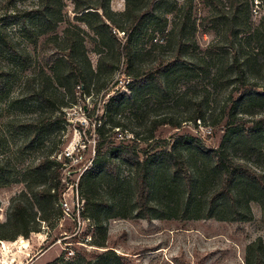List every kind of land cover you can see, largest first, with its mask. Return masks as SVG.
Returning a JSON list of instances; mask_svg holds the SVG:
<instances>
[{
  "label": "rangeland",
  "instance_id": "374dc122",
  "mask_svg": "<svg viewBox=\"0 0 264 264\" xmlns=\"http://www.w3.org/2000/svg\"><path fill=\"white\" fill-rule=\"evenodd\" d=\"M40 3L41 0H0V27L3 23L7 24L13 41L25 56L22 60L20 56L0 50L1 66L11 69L9 84L0 89V166L4 168L5 174L12 175L14 179L10 185L0 186V220L5 222L9 219L16 201H21L36 215L35 221L29 224L36 232L28 238L20 236L15 241H4L8 251L1 248L0 242V264H51L57 259L59 264L80 261L95 263L107 249L124 257V264H247L248 245L259 238L264 256L262 207L255 200L248 201L254 215L251 221L228 222L215 217L146 220L135 214L130 218H107L106 212L98 223L87 215L85 207L80 215L71 216L65 215L62 206L56 204L54 208H45L43 211L37 197L27 193L25 178L30 167H36L44 160L60 161L58 154L71 145L83 141L92 145L94 137L98 141L101 138L99 125L104 126L102 132L106 140L102 154L109 156L112 148L117 146L136 147L142 160L146 153L154 154L162 150L160 142L166 140L169 148H180L184 159L180 157L179 161L186 163L187 171L202 176L201 180L196 178L197 184L188 188L183 177L172 174L173 169L165 165L161 170V185L150 196L152 203L167 210L163 209V215L182 216L189 203H196L193 208L195 214H205L211 194L221 186L219 171L213 167L216 161L214 156L220 150L227 161L231 159L246 163L264 173V126L251 133V138L244 132L245 126L264 117V100L244 107L243 90L239 88L241 80L236 77V68L227 65L235 54L244 60L246 65L241 69L245 72L251 95L264 93V35L261 29L264 8L254 11L257 5H264V0L251 1L245 31L233 37L225 24L211 20L213 10L204 0H169L156 8V15L166 14L167 29L173 28L179 18L191 13L198 24L196 39L202 51L201 58L215 73L225 72L220 81L213 78L201 81L196 91L204 99L206 120L185 122L179 128L163 125L155 133L156 140H143V128L149 117L147 112L150 111L151 115L157 108L161 109V113L168 110L171 118L181 121L187 116L184 101L159 107L154 99L144 96L135 108L111 109L108 103L110 96L120 92L130 93L126 87L127 77L121 73L122 68L112 77L96 73L89 78L87 82L91 83V96L81 95L79 89L77 97L67 91L58 84L55 75L59 69L55 64L59 51L46 43V39L50 35H58L63 39L67 27L79 25L85 33L88 54L95 68L98 55L93 34L86 25L74 20L72 0H64V20L55 32L48 35L34 33L29 38L19 26L6 23L7 16L15 7L36 9ZM224 5L225 11H230L227 0H224ZM111 7L121 13L126 8V0H112ZM123 19L125 21L126 17ZM156 20L158 17L152 20L154 24ZM154 24L150 23L149 27L153 28ZM123 34L119 32L121 37H125ZM233 43L235 48L231 47ZM173 53L170 49L164 59ZM100 85L104 86L97 90ZM244 110L247 114L242 112ZM61 112L65 117L54 132H35L29 126L31 122L48 121L49 117L60 116ZM82 116L87 117L88 125L79 122ZM215 119L220 121L217 126L213 125ZM116 123L120 126L116 127ZM210 128L212 133L208 134ZM130 130L141 134L135 136ZM89 149L91 146L86 149V157ZM113 162L118 165L120 179L126 183V196L119 198L125 202L134 187L131 181L134 174L127 164L133 162L123 156H116ZM160 163L175 162L162 160ZM62 166L59 170L63 177V184L60 185L63 194L71 203L74 198L76 201L77 194L84 200L80 188L82 175L74 170L69 172L64 164ZM107 181L108 177L104 173L97 176L101 195L105 194ZM242 185L247 198L254 195L253 184L249 179L243 178ZM132 206L129 204L127 211ZM229 214L223 213L225 216ZM44 215H47L46 220L43 219Z\"/></svg>",
  "mask_w": 264,
  "mask_h": 264
},
{
  "label": "trees",
  "instance_id": "16d2710c",
  "mask_svg": "<svg viewBox=\"0 0 264 264\" xmlns=\"http://www.w3.org/2000/svg\"><path fill=\"white\" fill-rule=\"evenodd\" d=\"M112 0H72L74 5V20L86 25L93 34L96 44L97 64L94 68L86 46L85 33L79 25H70L66 28L64 38L58 35H50L46 43L59 51L55 64L59 67L55 74L57 82L70 93L77 97V89L81 90V95L91 96V83L87 82L96 73L105 74L112 77L114 73L121 69L122 75L128 80L126 85L128 91L120 92L110 96L109 107L116 110L135 108L140 98L148 96L157 103V106L175 105L179 100H183L187 107V116L181 121H176L170 117L169 111L161 113L157 108L150 115L148 111V123L143 128V140H156L155 133L163 125H171L179 128L185 122L197 123L198 120H206L203 111L204 99L196 94L201 81L206 78H213L220 81L225 72H214L210 70L208 63L201 58V48L196 39L198 31L197 21L191 13L179 18L178 22L171 29H167L168 19L165 13L156 15V8L163 6L169 0H126V8L118 13L111 7ZM252 0H227L230 11H225L224 0H204L213 10L211 20H216L219 24H225L228 33L238 36L245 31V23L249 19L250 3ZM64 0H41L36 9H20L15 7L12 13L7 16L6 23L19 26L23 34L32 38L34 33L38 35H48L55 32L60 23L64 20L63 9ZM154 18H151L153 17ZM123 17H126L124 21ZM158 17L155 24L152 20ZM149 21V23L146 22ZM154 27H149V24ZM7 24L0 27V50L20 56L22 60L25 56L13 41ZM261 29L264 35V19L261 22ZM29 32H32L29 34ZM119 32H123L125 37H121ZM235 43L231 45L235 48ZM173 55L168 59L164 56L169 50ZM228 66L236 68L238 77L241 80L240 90L245 98L244 107L256 101L264 100V93L251 95L249 84L246 82L245 72L241 67L245 66L244 60L235 54ZM11 79V69L0 64V89L6 88ZM100 85L98 89H102ZM180 86H182L180 88ZM74 96V97H75ZM169 108V107H167ZM244 114L247 112L242 111ZM65 114L49 117L48 121L31 122L29 126L36 131L54 132ZM220 123L218 119L213 121V125ZM116 127L120 124L116 123ZM264 126V117L254 121L252 125L244 127V132L251 138V133ZM98 130L101 138L97 141L96 156L93 166L87 169L81 176L80 188L84 207L88 216L93 217L98 223L102 221L104 213L106 217L130 218L134 214L146 220L153 218H178V219H202L217 218L228 222L251 221L254 218L249 205V200L257 201L262 207V220L264 221V173L246 163H237L224 158L222 150L215 154L213 167L219 171L221 186L216 189L209 198V208L205 214H195L194 205L189 203V207L182 216L172 214L163 215L164 208L152 203L151 192L157 190L161 185V170L167 165L173 169L172 174L182 176L186 186L192 188L196 183V178L201 180V175L189 173L186 163H180L179 158L184 159L180 148L174 146L169 148L166 140H162V150L155 151L154 154H145L141 160L136 147L117 146L112 148L109 156L102 154L106 145L102 129ZM135 136L141 133L130 130ZM192 139L191 137H189ZM185 139V138H183ZM1 141V139H0ZM227 148V147H226ZM124 149V150H123ZM224 149V148H223ZM116 156L128 158L133 163H127L132 168L134 177L131 181L134 187L130 198L123 202L125 197V181L120 179ZM162 160H173L175 163H160ZM63 163L54 160H44L36 167H30L26 171L27 193L37 197L38 203L43 211L45 208L52 209L56 205H61L63 189L62 172ZM133 168L135 171H133ZM105 174L108 177L105 194H100V187L97 176ZM0 176L2 185H10L14 182L12 175L5 174L4 168L0 166ZM173 176H171L172 178ZM3 178V179H2ZM243 178L249 179L252 184L254 195L247 198L243 190ZM168 188V185H166ZM99 191V193H98ZM24 194H26L24 192ZM97 201V203L95 202ZM219 201H224L219 204ZM129 204L132 207L126 209ZM228 208L230 210H228ZM84 209V210H85ZM96 210V211H94ZM94 211V212H93ZM164 211H167L164 209ZM228 212L223 215L219 212ZM47 215L43 216L46 220ZM36 215L30 208L21 201H16L13 205L11 215L5 222L0 220V242L1 248L8 251L6 242L15 241L18 237L28 238L36 229L30 227V223L35 221ZM124 257L118 255L114 250L107 249L101 253L95 263L90 261H80L75 264H124ZM247 264H264V256L261 251V238L250 243L247 251ZM51 264H59L57 259Z\"/></svg>",
  "mask_w": 264,
  "mask_h": 264
},
{
  "label": "built area",
  "instance_id": "2783aa9c",
  "mask_svg": "<svg viewBox=\"0 0 264 264\" xmlns=\"http://www.w3.org/2000/svg\"><path fill=\"white\" fill-rule=\"evenodd\" d=\"M260 4V3H258ZM264 8V5H257L256 8H254V11L257 12L258 9L260 10ZM79 122L86 126L89 124L87 117L82 116L79 119ZM208 134L212 133V129L207 130ZM79 137L81 138V131L79 132ZM80 142V140H79ZM96 143L97 140L95 137L92 139V145L87 144L86 141H83V143H75L71 145V147L66 148L64 151H61L58 154V160L64 161L63 163L66 167V170L69 172H79L80 174H83L87 169L91 168L93 166V161L96 156ZM89 149L88 157H86V149ZM73 168V169H72ZM64 199L61 201V206L63 208V212L65 215L71 216L73 215H80L82 211L84 210V200H81L79 198V195L77 194V198L75 201V198L72 200V203L68 201L66 198V194H63Z\"/></svg>",
  "mask_w": 264,
  "mask_h": 264
},
{
  "label": "water",
  "instance_id": "95a60500",
  "mask_svg": "<svg viewBox=\"0 0 264 264\" xmlns=\"http://www.w3.org/2000/svg\"><path fill=\"white\" fill-rule=\"evenodd\" d=\"M82 175V174H81Z\"/></svg>",
  "mask_w": 264,
  "mask_h": 264
}]
</instances>
